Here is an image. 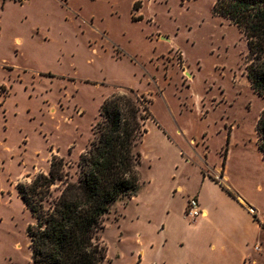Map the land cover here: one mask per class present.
<instances>
[{"label": "rangeland", "instance_id": "374dc122", "mask_svg": "<svg viewBox=\"0 0 264 264\" xmlns=\"http://www.w3.org/2000/svg\"><path fill=\"white\" fill-rule=\"evenodd\" d=\"M216 1L0 0V264H34L35 217L17 184L47 173L53 147L75 173L79 160L69 151L86 148L103 100L124 88L152 99L139 170L164 189V204L154 219L127 217L122 225L110 211L104 264H139L140 234L156 245L154 264H171L213 229L187 224V195L200 187V172L221 167L228 137L225 169L264 209L256 130L264 96L247 75V38L215 11ZM256 224L245 264H264Z\"/></svg>", "mask_w": 264, "mask_h": 264}, {"label": "trees", "instance_id": "16d2710c", "mask_svg": "<svg viewBox=\"0 0 264 264\" xmlns=\"http://www.w3.org/2000/svg\"><path fill=\"white\" fill-rule=\"evenodd\" d=\"M215 11L241 27L251 58L247 75L255 91L264 96V0H217ZM151 105L149 95L132 88L113 92L100 106L75 173L70 170L71 161L53 154L47 173L38 172L30 181L17 184L35 217L28 225L34 264L105 263L108 247L101 231L106 216L114 203L135 195L141 186L139 147L148 132L147 121L154 119ZM256 130L264 156V109ZM227 139L223 164L229 151Z\"/></svg>", "mask_w": 264, "mask_h": 264}, {"label": "crops", "instance_id": "0c3cea01", "mask_svg": "<svg viewBox=\"0 0 264 264\" xmlns=\"http://www.w3.org/2000/svg\"><path fill=\"white\" fill-rule=\"evenodd\" d=\"M1 89H5V86ZM3 92H5L4 94L7 96L10 93L9 90H3ZM151 121L153 120L147 121V126L148 122ZM157 125L162 128L160 124ZM164 133L167 134V131L164 130ZM169 141L174 143L171 139ZM52 149L56 150L54 147L49 150V155L51 156L49 162L50 166L53 156ZM84 149H81L78 154L73 155H71V151H69V156L73 157L75 160H79L80 154ZM56 151L59 152V150ZM179 152L181 156H184L182 150ZM228 153L225 164L222 162L221 167H214L211 171H207V173L200 172L201 185L195 190L193 196L198 197L200 201V208L203 211L202 216L192 219L193 222L188 220L189 217L184 216V219L189 222L187 224L193 228L200 229L203 232V226L210 224L213 225V229L207 231L205 233L206 235L198 234L197 236H194L189 243V247L184 248L183 255L175 258L171 264H245V260L252 253L250 243L256 223L260 232L256 239L257 241L264 240V228L254 217V214H256L260 219L259 215L263 214L262 211L264 209L254 194L249 191L239 190L237 185L232 181L228 174L229 172H227L228 168L225 169ZM60 156L65 157L62 154ZM186 162L189 163V161ZM50 166L48 167V170ZM48 170H46V172H48ZM34 174L35 173L33 172V175ZM140 175L141 186L138 192L131 197L127 195L122 197L114 203L111 209L112 212H119L120 217H117L116 219L121 222V225L127 217L138 222H141L145 215L154 219L158 215L159 209L164 204V189L159 185L156 186V181L153 179L148 182L143 180L141 171ZM24 176H27L26 172ZM27 177H31V175ZM222 184L235 192L236 195L239 196L240 201H237L236 198L227 193V191L223 189L224 187ZM263 190L264 188L261 186L259 192H262ZM190 197L192 196L187 195V203ZM226 209H229L230 212L228 210L226 211ZM137 236L139 246L138 251L141 252L138 263L154 264L155 261L153 258L156 252L154 241L144 240L141 237V234ZM161 264L165 263L162 261Z\"/></svg>", "mask_w": 264, "mask_h": 264}, {"label": "built area", "instance_id": "2783aa9c", "mask_svg": "<svg viewBox=\"0 0 264 264\" xmlns=\"http://www.w3.org/2000/svg\"><path fill=\"white\" fill-rule=\"evenodd\" d=\"M200 206H201V204H200L198 197H196V196L190 197L188 199V203H187L186 208H185L186 216L189 217L190 219H195L198 216H202L203 211L200 208ZM255 248L259 249V246L256 245Z\"/></svg>", "mask_w": 264, "mask_h": 264}]
</instances>
